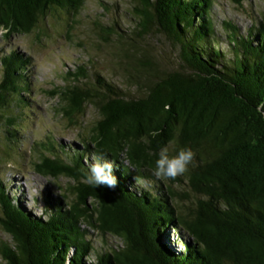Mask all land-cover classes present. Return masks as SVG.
Wrapping results in <instances>:
<instances>
[{
    "label": "trees",
    "instance_id": "obj_1",
    "mask_svg": "<svg viewBox=\"0 0 264 264\" xmlns=\"http://www.w3.org/2000/svg\"><path fill=\"white\" fill-rule=\"evenodd\" d=\"M86 0H0V28L42 31L58 7L75 15ZM135 24H98L104 40L133 45L120 55L125 84L100 71L91 84L86 66L69 71L59 111L81 126L85 107L98 117L78 144L35 141V170L72 179L73 197H44L42 216L22 204L11 182L0 180V240L5 264H264V16L246 32L213 15L215 0H134ZM161 34L173 53L135 45ZM172 61V63H171ZM31 60L13 49L0 58V125L6 154L17 150L21 114L29 105ZM191 148L195 159L175 179L153 175L161 149ZM17 145V144H16ZM114 161L116 188L85 182L93 156ZM125 162V166L123 162ZM183 188L179 190L178 186ZM19 194V195H18ZM64 198V200H63ZM123 245L100 251L88 227Z\"/></svg>",
    "mask_w": 264,
    "mask_h": 264
},
{
    "label": "rangeland",
    "instance_id": "obj_2",
    "mask_svg": "<svg viewBox=\"0 0 264 264\" xmlns=\"http://www.w3.org/2000/svg\"><path fill=\"white\" fill-rule=\"evenodd\" d=\"M134 5V0H86L83 8L75 15L60 7L51 11L43 22L41 32L13 33L7 37L6 32L0 28V58L13 49L29 57L31 66L28 78L32 88L31 92H24L29 105L15 109L21 114L18 127L25 129H19L18 141L10 145L17 149H10L11 156L6 154L8 145L4 142L7 126L0 125V180L15 185L23 197L22 204L36 215H44L46 196H63L70 201L73 194L69 188L73 181L66 176H45L35 170L33 162L38 158L40 149L33 143L47 141L49 136L65 145L78 144L81 133L84 135L98 117V110L91 103L85 107L81 126L70 125L67 118L62 116L59 111L60 95L53 92L70 82L65 77H69L68 72H75L78 66L83 65L90 74L86 82L91 84L92 74L98 70L107 79L135 91V87H126L127 75H123L126 69L118 63L120 55L126 51L130 53L133 45L120 46L116 35H109L106 41L98 31V24L109 25L117 21L123 30L131 32L136 18ZM213 15L221 37L220 46L226 48V33L221 28V21H232L244 33L253 20L264 16V0H215ZM137 44L173 57L169 43L161 34L150 35L142 40V44L135 42ZM173 149L172 144L168 151L173 152ZM178 188L181 190L183 185ZM83 226L88 227L89 237L100 251L123 245L122 240L113 234L104 236L92 226ZM0 240L11 241L10 235L1 227ZM0 264H5L1 255Z\"/></svg>",
    "mask_w": 264,
    "mask_h": 264
},
{
    "label": "clouds",
    "instance_id": "obj_3",
    "mask_svg": "<svg viewBox=\"0 0 264 264\" xmlns=\"http://www.w3.org/2000/svg\"><path fill=\"white\" fill-rule=\"evenodd\" d=\"M195 155L191 148H181L175 155H169L167 148H163L155 161L153 175L160 180L182 176L193 163ZM122 162L125 166V162ZM85 182L95 187L116 188L118 180L114 175V161L107 159L106 155L93 156L88 165Z\"/></svg>",
    "mask_w": 264,
    "mask_h": 264
}]
</instances>
